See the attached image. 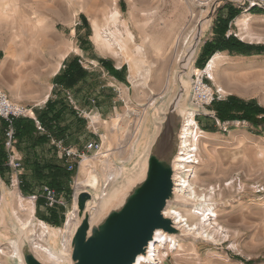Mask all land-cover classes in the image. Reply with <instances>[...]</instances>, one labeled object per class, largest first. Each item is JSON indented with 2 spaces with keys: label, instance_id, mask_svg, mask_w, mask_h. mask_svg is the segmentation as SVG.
I'll list each match as a JSON object with an SVG mask.
<instances>
[{
  "label": "rangeland",
  "instance_id": "374dc122",
  "mask_svg": "<svg viewBox=\"0 0 264 264\" xmlns=\"http://www.w3.org/2000/svg\"><path fill=\"white\" fill-rule=\"evenodd\" d=\"M77 1L83 3L81 8L85 12L83 15L88 24H83L79 15L75 16L76 22H80L79 25L74 23V19H71L67 23L57 24L56 31L63 38L65 44H71L64 48L62 56H65L67 49L71 51L70 55H72L79 52L78 48L83 46V52L79 53L81 55H78L77 58H81L87 71H93L97 76L94 75L91 83L88 82L86 85V87L92 88V95L85 102L86 106L83 107H98L95 120L96 134L85 125L66 143L79 151L82 156L79 167L69 182L70 196L66 191L60 193L64 204L56 206L60 210L58 213L60 221L57 225L42 219V216L47 213L46 208L49 207L38 206L39 199L32 208L33 204L28 200V195L31 193H23L17 180L24 177L33 184L31 192L39 193L41 184L36 182L33 175V161H49L58 164L60 159L57 153L52 150L50 143L35 149H29L19 142L16 143V152L21 158V169L15 172L6 166L4 174L0 175V249L5 254V256L0 254V262L4 264H20L19 260L12 257V252H10L11 242L19 241L18 226L26 229L28 242L31 246L37 242L43 245L48 243L57 249L60 248L62 238L60 229L63 228L66 217L72 210L73 189L76 188L77 178H81L79 172L86 162L85 158L91 161L92 167H89L88 171L94 169L98 180L100 177L101 186L104 185L101 178V163L104 158L108 160L110 167L118 169L123 167L119 177L109 187L123 180L128 174L137 171L150 138L158 129L157 121L163 118L162 113L167 110L169 103L178 92L182 91L181 105L188 98L191 74L196 69H201L198 68L197 61L201 47L206 40L213 38L212 29L216 17L218 14H222L221 4L216 8L211 18L209 15L206 16L205 12H199L194 7L188 18L189 23L178 36L180 38L177 39L174 47L170 46L167 50L159 48L161 52H157L155 48L148 47L143 35L148 33L150 36L151 34L156 36L160 32L159 30L169 26L172 0ZM252 9L246 13H250ZM258 9L260 12L252 21L250 19L247 23L242 22L241 18L246 13L239 12L230 22V31L235 32L240 41L264 44V9ZM109 14H113V16L107 18ZM208 17L210 20L207 26L205 18ZM202 19L205 20L199 23V28L201 25H206L202 31L203 43L198 48L195 61L191 63L190 68L184 70L181 68L182 63H177L178 55L183 50L185 37L191 33L192 29L193 33L197 32L195 26ZM111 33L114 35L115 44L109 48L107 42L104 43L103 40L104 36L108 35L109 37ZM253 33L261 35L263 39L257 42ZM11 34L13 38L10 41L13 43L17 35L16 32ZM3 40L0 38V42ZM143 40H145V50L142 46H138L142 44ZM151 42L153 41L151 40ZM153 44L156 43L153 42ZM139 47L143 50L140 51ZM20 49L23 51L26 50V47ZM3 50L6 55H9L6 59L12 58L11 47L0 46V61L5 57ZM24 57L27 56L23 54L18 59ZM93 57H98V60L110 61L117 70L125 66L124 80H114L113 76L99 62L91 63L89 60ZM262 58V56H254L250 58V62L259 61ZM59 59H62L60 55ZM127 59L130 61L128 62ZM63 62H56L52 69L60 64V70ZM222 64L221 60L214 64L213 76L214 71L218 72ZM49 65L46 66L35 59L27 62H7L5 67L0 70V88L11 101L32 107L34 105L32 100L42 97L48 91L52 75V64ZM137 66L139 72L135 71ZM144 70H148L147 75H144ZM260 70H262L258 73L260 86L252 94V97L264 106V69ZM95 78L96 83L95 80L93 81ZM208 83L213 89L215 87L220 89L224 98L229 96L225 91L229 87L226 80L218 79L216 83ZM95 86L98 87L97 91H93ZM86 87L84 86V88ZM237 96L239 97V95ZM242 99H246V97ZM91 100H94V103ZM94 110L96 109L94 108ZM209 112H211L210 106L206 107L205 111L196 117V120L198 123L200 119L201 123L214 126L213 131L206 133L203 130L204 132H202L209 136L206 144L211 156L205 162L200 160L202 163L200 162L201 164L199 163L196 168L198 180L195 178L193 180L199 185V188L196 187L197 191L203 188L198 192L208 193L209 187L214 186L211 200L214 203L217 218L211 222L207 221L205 224L207 230L211 231L213 235H208V240L179 242L180 247L175 252H172L175 248L167 244L164 245V249L162 246L158 247V249L164 250L162 252L164 256L159 264H264V131L256 130L257 127L253 126V128L244 121L220 123L215 120L213 122L212 118H209ZM91 141L98 142L100 149L86 152L83 146ZM200 142L201 140L199 141V150ZM97 189L94 193H97ZM20 197L26 199L21 200L24 207L22 209L19 208L18 198ZM203 205L208 204L203 203ZM17 207L20 210H18V215L21 219L26 220V224H21L14 216V210ZM182 211L188 222L197 221V218L188 210L182 209ZM40 222L48 225L49 230L45 232L46 234L42 231ZM216 223L219 227L222 226L223 230H219ZM51 228L55 231L54 233L51 232Z\"/></svg>",
  "mask_w": 264,
  "mask_h": 264
},
{
  "label": "water",
  "instance_id": "95a60500",
  "mask_svg": "<svg viewBox=\"0 0 264 264\" xmlns=\"http://www.w3.org/2000/svg\"><path fill=\"white\" fill-rule=\"evenodd\" d=\"M217 7L214 4L205 15L211 18ZM202 37L201 33L194 42L193 62L203 43ZM191 94L192 78L185 103L180 104L182 91L178 92L162 113L163 118L157 121L158 129L151 136L137 171L108 186L102 197L97 188L94 193L96 189L92 186L78 192L74 190L77 220L76 226L72 225L65 233L69 239L68 248L62 254L65 264H135L140 257L152 261L150 252L159 236L173 244L182 237L192 236L166 212L169 204L189 202L178 187V157L185 118L190 111H199L191 104ZM104 199L107 202L90 225L87 203ZM18 229L17 243L24 264H50L36 257L26 229L19 226Z\"/></svg>",
  "mask_w": 264,
  "mask_h": 264
},
{
  "label": "crops",
  "instance_id": "0c3cea01",
  "mask_svg": "<svg viewBox=\"0 0 264 264\" xmlns=\"http://www.w3.org/2000/svg\"><path fill=\"white\" fill-rule=\"evenodd\" d=\"M221 5L222 14H218V16L216 17V21L217 19L226 18L231 8L237 10L238 12H241L240 7L229 2L222 3ZM82 6L83 3L77 0H0V38L4 39L3 42H0V46L11 47L12 56V58L6 59V57L9 55H6V52L3 50L5 57L0 61L1 64L3 63L2 66L0 64V70L5 67V64L7 62H27L35 59L39 62L44 63L46 66L52 64V75L50 76L51 81L48 86V91H46L43 96L41 95L42 97L34 98V100H32L34 105L31 108L34 115L33 110L43 107L46 100H63L67 106V109L65 110L64 120L62 124L67 123L68 121H70V119L72 120L73 115L72 113H70V111L75 110V107L83 108L84 106H86L85 102L88 101L90 99V96L92 95V88L86 87V85H88V82L91 83L94 75L96 76L93 71H88V75L83 81L79 82L74 87L69 89L56 86L53 83L54 76L60 72V64L56 65L52 69L53 64L58 61L62 63L65 59L69 61L77 58L78 55H81L79 53L83 52L82 48L84 49V47L81 46V48H78L79 52L72 55H70L71 51L67 49L65 56H62V51L64 50V48L71 44H65L63 38L56 31V26L59 23H67L71 19H74V23L79 25L80 22H76L75 18V16L78 17L79 15L82 23L87 25L88 23L86 17L83 15L85 12L82 10ZM171 6V18L169 19L170 22L168 23L169 26L159 30L160 32H158L156 36H152L151 34V37L148 33H144L143 35L147 41V45H149L148 47L150 49L155 48L157 52H161L159 48H161L162 50H167L170 46L174 47L177 39L180 38L178 36L183 32L187 23H189L188 18L191 11L194 9V5L184 0H172ZM223 11H225L224 14ZM259 12L260 9L254 8L250 11V13H246L244 15H248L249 17H251L250 19L252 21ZM231 21L228 22L227 28ZM73 31L74 29L72 30V32ZM14 32H16L17 36L16 40L12 43L10 41L11 38H13V35L11 33ZM254 35L257 38V42H260L261 39H263V37L259 34ZM212 36L214 37L213 29ZM151 40L156 44H153ZM84 41L88 42V40L86 39H84ZM144 42L145 40H143L142 44L138 46H142L144 48ZM250 45L253 46V49L247 51L246 53H239L236 51H230L228 49L220 50L214 53L213 56L217 57L216 62L221 60L223 64L221 65V68L218 72L214 71V76L211 80L214 83H216V80L218 79L226 80L229 87H227L225 91L229 95H239V98L246 97V99L256 100L252 97V94L256 92L257 88L260 86V84L258 83L260 75L258 73L262 71L260 69H264V53L262 51H258L256 47L264 46V44ZM23 47H26V50L21 51L20 48ZM20 53L21 55L25 54L27 57L18 59V57L21 56ZM59 55L62 59H59ZM254 56H262L263 58L259 61L256 60L250 62V58ZM89 61L91 63L98 62V57H93ZM112 78L118 81L115 77ZM94 80L96 83V78L93 79V81ZM84 86L86 88H84ZM97 89L98 87L95 86V88H93V91H97ZM69 95L72 103L68 99ZM94 108L97 111L98 107L95 106ZM84 109L90 108L86 107ZM100 109L102 108L100 107ZM203 125L211 126L210 124ZM255 129L261 131V127ZM205 132L207 133L209 131ZM69 138L70 137H67V139L64 141L65 144L68 142ZM52 150L57 153L53 146ZM58 158L60 159L58 163L63 165V159L59 156Z\"/></svg>",
  "mask_w": 264,
  "mask_h": 264
},
{
  "label": "trees",
  "instance_id": "16d2710c",
  "mask_svg": "<svg viewBox=\"0 0 264 264\" xmlns=\"http://www.w3.org/2000/svg\"><path fill=\"white\" fill-rule=\"evenodd\" d=\"M238 13L237 10L231 8L226 18L217 19L213 27L214 37L206 40L201 47L197 60L198 68H202L206 61L217 51L228 49L230 51L246 53L253 49L252 45L245 44L232 35L226 36L228 22L234 19ZM256 49L264 53V46H257ZM98 62L111 76L119 81L124 80L125 66L117 70L110 61L100 59ZM87 75L88 71L79 64L78 58L69 61L65 60L60 72L54 76L53 83L56 86L69 89L83 81ZM66 109L67 106L63 100L48 99L43 107L33 110L35 118L44 129V132L37 129L35 121L30 117L15 118L13 120V127L17 142L29 149H35L38 146L50 143V138L61 139L63 141L67 137L71 138L73 134L82 130V127L85 126V120L78 117L76 112L72 110L70 111L73 115L72 120L70 119L67 123L62 124ZM210 110L213 111L214 116L208 117L212 118L213 122L215 120H218L220 123L244 121L254 127H261V130L264 131V107L259 105L254 99L246 100L229 95L224 99L214 100L211 103ZM0 122V175L2 176L7 167L5 165L6 153L3 147L2 134L5 123L2 120ZM199 123L204 131L214 130V126L203 125L200 119ZM32 169L36 182L38 181L41 185L53 188L58 194L66 191L67 194L69 193L68 196H70L71 189L69 188V182L75 174L74 171H67L59 163L40 162L38 160L33 161ZM32 185L24 177L20 178L19 187L23 193H32ZM38 199V206L43 205V199ZM46 209L47 213L42 216V219L50 224L57 225L60 221L59 208L53 206Z\"/></svg>",
  "mask_w": 264,
  "mask_h": 264
},
{
  "label": "built area",
  "instance_id": "2783aa9c",
  "mask_svg": "<svg viewBox=\"0 0 264 264\" xmlns=\"http://www.w3.org/2000/svg\"><path fill=\"white\" fill-rule=\"evenodd\" d=\"M190 2L199 12H206L210 8L217 4L219 6L222 3L229 2L233 5H236L241 8V13H246L252 8H263L264 9V0H184ZM230 24L226 31V36L232 35L238 38V35L235 32L230 31ZM214 55V54H213ZM213 55L206 61L204 66L201 69H196L192 74V94H191V104L198 108L199 111H191L187 116L185 125L183 128L181 136V149L179 151V161L178 166L180 169L178 187L180 190L184 188L189 183H193V178L196 175V168L200 163L199 159V149H198V139L203 129L196 120V117L199 116L206 107L211 106V103L214 100L224 99L220 89L212 88L208 82H212L208 72L207 67L212 59ZM195 61V60H194ZM80 65L86 69L81 58L78 59ZM63 67V65H62ZM69 101L72 103L70 95L68 96ZM94 103V100H91ZM94 105V104H93ZM75 112L78 117L85 120L86 126L89 129L94 131L96 134L95 120L97 116L94 106L90 109L76 108ZM207 114V113H206ZM210 117L214 116L213 111L208 114ZM32 118L37 126V129L41 132H44V129L40 126L39 122L36 120L35 116L32 113V108L27 107L18 103H15L10 100L8 95L0 88V120L5 123L3 129V147L6 153L5 165L8 166L11 170L17 172L21 169V158L16 152V143L17 139L15 137V130L13 127V120L15 118ZM217 121V120H216ZM50 144L55 148L58 156L63 159V166L67 171H76L79 167L82 154L73 149L71 146L66 145L61 139L50 138ZM83 149L86 152L97 151L100 149V144L98 142L91 141L83 146ZM17 180V179H16ZM17 183H20V179L17 180ZM74 192V189H73ZM43 199V205L45 207H53L64 204L63 198L58 194L53 188H50L47 185H42L40 187L39 193H31L28 195V200H30L35 206L38 198ZM172 245V241L167 240ZM158 244V240L152 245V250ZM171 246V245H170ZM172 247V246H171ZM151 250V251H152ZM154 259H152L153 261ZM153 264V263H152Z\"/></svg>",
  "mask_w": 264,
  "mask_h": 264
},
{
  "label": "bare ground",
  "instance_id": "6f19581e",
  "mask_svg": "<svg viewBox=\"0 0 264 264\" xmlns=\"http://www.w3.org/2000/svg\"><path fill=\"white\" fill-rule=\"evenodd\" d=\"M4 12V11H3ZM113 14H109L107 16V18L112 17ZM251 17H249L248 15H245L241 18L242 22H248L250 20ZM207 19V26L209 23V18H205ZM205 19H202L200 21H198V23L196 24L195 28H197V32L193 33V29L192 31H190L191 33L188 34L187 37H185V41L183 44V50H181V52L178 55L177 58V63H182L181 64V68L188 69L190 68L191 63L193 62V47H194V42L197 40V38L201 35L202 31L205 29L206 25H201V27L199 28V23L201 21H204ZM239 22V21H238ZM207 28V27H206ZM109 33V32H108ZM99 36H97L98 38ZM105 37V38H104ZM104 40L103 42L108 44L109 48H112V45H114V35L111 33L110 36H104ZM107 38V39H106ZM99 39V38H98ZM109 41V42H108ZM120 43V42H119ZM124 45V44H123ZM126 47V45H124ZM123 46V49H124ZM140 51H142V48H140ZM217 57H212V59L210 60L208 67H207V72L211 77H213V66L215 64V60ZM133 60V59H132ZM127 61L129 62L130 59H127ZM2 70V69H1ZM136 72H139V67L137 66L135 69ZM148 74V70H144V75ZM191 112V111H190ZM189 115V113L187 114V116ZM187 116L185 118V121L187 119ZM185 125V122H184ZM115 126V125H114ZM184 128V126H183ZM204 132V131H202ZM203 138V139H202ZM209 139L208 134H200V138L198 139V149H199V141L200 142V150L198 152H200L199 154V159L202 160L203 162L207 161L210 159V153L208 150V146L206 144L207 140ZM202 157V158H201ZM86 162L85 164L81 167L80 170V174H81V178H77L76 180V188H75V192H78L79 190H83L85 189V187L87 186H92L95 189L98 187V192L99 194H101V197L104 196L107 190V187L114 182L118 177L119 174L122 171V168H115V167H110V163L108 162L107 159H103V162L101 163L102 165V174H101V178L103 179V186H101V180L99 177V186H98V180L96 179V177L93 175L95 172L93 171L94 169H90V171H88L89 167L91 166V161L87 160V158H85ZM202 161H200L202 163ZM200 163V164H201ZM195 179L198 180V171H196V175L194 177ZM101 186V187H100ZM196 187L199 188V185L196 184V182L193 180V183H189L186 186H184V188H182V192L185 193V196L189 199V202H187L186 204H169V206L167 207V214H170L171 216H173V218L175 219V221L177 223H180L184 228L185 231L187 232H191L192 236L191 237H187V238H180L177 241L176 245H172L170 244L169 241L163 239L162 237H158V244H156V246L154 247V249L150 252V256L152 259H154L153 261L150 260H146V259H142L141 257L139 259H137V261L135 262V264H146V263H153V264H159L161 263V258L164 256V254L162 253L164 250L163 247L164 245H171L172 247H174V251L175 252L179 247L180 244L179 242L182 241H186V240H193L196 241L198 239H202V240H208V235H213V233L209 230H207V228L205 227V224L207 223V221L211 222L216 220L217 215L215 214L214 211V203L212 202L211 198L212 195L211 193H213L214 191V186L209 187L208 189V193H204V192H198L199 190L203 189L200 188L198 189V191L196 190ZM113 192H111V194L107 197L108 200L110 199V197L112 196ZM208 194V195H207ZM18 200L20 201V206L19 208L22 209L23 207V198H18ZM22 200V201H21ZM107 202L106 199H104V201H93L91 200L90 202L87 203L86 205V210L89 214V222L90 225L93 224L97 217L99 216L101 210H102V206ZM203 203H207L208 205L204 206ZM174 205V206H173ZM173 206V207H172ZM176 206V207H175ZM19 208L17 207L14 210V216L16 217V219L21 222V224H26V220L21 219V217L18 215V210ZM32 208L33 205H32ZM76 208V203L75 201H73L72 204V210L70 211V213L67 215L66 217V221L64 223V226L62 229H60L61 233H62V238H61V243H60V248L57 249L54 246H52L51 244H42V243H34L31 248L34 250V254L36 255V257L38 259L44 260L45 262H48L50 264H65V258L63 257V251L66 250L68 248L69 245V239L67 238V236L65 235V233L69 230V228L73 225L76 226V220H77V212L75 211ZM180 208V209H179ZM31 209V208H29ZM182 209L184 210H188L190 214H192L194 217L197 218V221L194 223H190L188 222V219L182 214ZM26 210V209H24ZM20 211V210H19ZM185 212V211H184ZM187 213V212H186ZM217 224V228L220 230H223L222 226H218ZM40 225L42 227V231L45 233L46 231L48 232V225H46L44 222H40ZM51 232L54 233L55 231L53 230V228H51ZM46 234V233H45ZM14 241V240H13ZM11 242L12 243V248L11 251L12 252V257H16L19 260L20 264H24L23 259H22V255H21V249L20 246L17 242ZM34 242V241H33ZM46 242V241H45ZM162 249H158V247H161ZM169 247V246H168ZM63 248V249H62ZM62 249V250H61ZM0 254H2L3 256H5L3 250L0 249ZM181 254V253H180ZM180 254H177L178 256H180ZM182 255V254H181ZM141 260V261H140ZM0 264H4L1 263Z\"/></svg>",
  "mask_w": 264,
  "mask_h": 264
}]
</instances>
